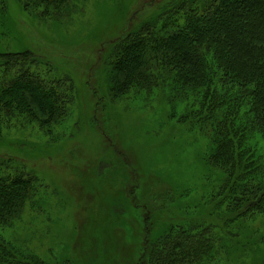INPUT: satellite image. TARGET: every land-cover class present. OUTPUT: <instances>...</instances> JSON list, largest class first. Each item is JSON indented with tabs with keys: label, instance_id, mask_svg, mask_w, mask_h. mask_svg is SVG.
I'll return each mask as SVG.
<instances>
[{
	"label": "rangeland",
	"instance_id": "374dc122",
	"mask_svg": "<svg viewBox=\"0 0 264 264\" xmlns=\"http://www.w3.org/2000/svg\"><path fill=\"white\" fill-rule=\"evenodd\" d=\"M164 2L0 0V54L30 52L71 89L48 99V128L0 112V174L10 159L33 185L0 221L9 247L41 264H264V217L225 213L207 123L191 116L206 117L207 94L156 69L125 84L110 64L131 19Z\"/></svg>",
	"mask_w": 264,
	"mask_h": 264
},
{
	"label": "trees",
	"instance_id": "16d2710c",
	"mask_svg": "<svg viewBox=\"0 0 264 264\" xmlns=\"http://www.w3.org/2000/svg\"><path fill=\"white\" fill-rule=\"evenodd\" d=\"M53 1L37 0L47 5ZM163 4L157 13L167 10L161 15L140 22L131 19L129 31L109 47L110 64L125 76V84L134 79L142 84L156 69L161 85L173 77L183 85L202 88L213 101L206 104L208 118L201 110L191 116L207 123L200 128L208 133L210 164L221 173L220 192L229 204L225 213L242 221L264 217V0H165ZM39 62L30 52L0 54V112L7 119L18 114L48 128L53 115L47 113L48 99L71 89L66 81L39 72ZM157 81L149 87H159ZM8 160L2 169L14 170L0 174L1 222L19 215L33 191L25 168ZM9 246L0 240V264H41L31 253Z\"/></svg>",
	"mask_w": 264,
	"mask_h": 264
}]
</instances>
